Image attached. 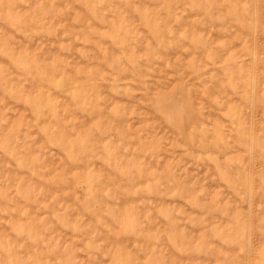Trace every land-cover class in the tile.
I'll list each match as a JSON object with an SVG mask.
<instances>
[{
  "label": "clouds",
  "instance_id": "clouds-1",
  "mask_svg": "<svg viewBox=\"0 0 264 264\" xmlns=\"http://www.w3.org/2000/svg\"><path fill=\"white\" fill-rule=\"evenodd\" d=\"M262 70L264 0H0V264H264Z\"/></svg>",
  "mask_w": 264,
  "mask_h": 264
},
{
  "label": "rangeland",
  "instance_id": "rangeland-1",
  "mask_svg": "<svg viewBox=\"0 0 264 264\" xmlns=\"http://www.w3.org/2000/svg\"><path fill=\"white\" fill-rule=\"evenodd\" d=\"M181 42H176V47H180ZM108 49L105 48V54L108 53ZM89 52L90 55L99 56L100 53L96 52L95 49L92 48V46H89ZM76 59H79V56H76ZM261 85L264 86V70L261 71ZM253 112L256 111L261 106H264V100H256L255 97H253ZM224 168L229 167V163H225L223 165ZM224 173H222L223 175ZM110 175V174H109ZM225 179L227 177L225 176ZM87 182L89 187L85 188L83 185ZM52 183L54 184L53 187H48L46 189V195L55 194L57 197L61 198L62 200H66L69 203H71V200L73 198L80 199L83 197H89L90 201H95L97 204L102 203L98 197L102 193L103 190V184H98L95 181L94 176L91 173H87L86 170L78 169L75 172L72 173V179H68L65 176L60 177H53ZM225 195H228L230 199H234V197H231L228 193H224ZM218 211L221 213L220 216H214L210 223H215L220 226H224L228 224L231 220V212L227 208V206L221 207L218 209ZM251 214V213H249ZM202 222H197V227L200 226ZM65 237H69L70 233H64ZM206 256L211 257L213 253L211 251H208L205 253ZM203 264H213L212 260L209 259Z\"/></svg>",
  "mask_w": 264,
  "mask_h": 264
}]
</instances>
